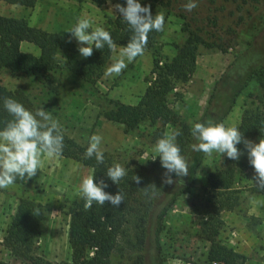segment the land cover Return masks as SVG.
<instances>
[{
  "label": "rangeland",
  "instance_id": "1",
  "mask_svg": "<svg viewBox=\"0 0 264 264\" xmlns=\"http://www.w3.org/2000/svg\"><path fill=\"white\" fill-rule=\"evenodd\" d=\"M188 2L142 0V4L150 6L153 15H164L165 28L144 55L137 57L119 76H108L105 72L123 46L113 50L96 84L85 81L69 69L70 60L80 64L87 58H82L78 51L67 50H61L58 55L60 65L54 75L60 79V85L55 91L36 77L12 75L7 70L2 71L0 80L9 88H22L40 108L58 119L64 133L79 144L87 145L90 136L97 134L102 137L101 150L111 155L114 163L148 166L157 156L154 151L156 140L174 136L176 127L167 124L161 128L160 123L152 125L147 120L138 128L127 130L123 123L108 120L103 113L113 108L115 101L138 103L155 77L152 72L154 58L162 61L172 58L177 46L186 41L192 30L209 42L217 41L227 50L201 44L193 77L185 83H177L170 93L171 106L182 120L191 122L203 114L215 82L235 56L253 41L264 37V0H196L197 7L190 13L184 10ZM0 15L24 18L33 26L65 35H69L66 31L78 18L90 19L93 28L102 26L106 29L110 19L118 17L106 2L98 4L92 0H38L34 7L0 0ZM22 49L40 54L39 48L27 41L22 43ZM261 97L264 98V90L257 79L250 80L225 119V125L238 127L245 109L263 105ZM242 151L244 154L238 161L218 153L206 154L195 185L178 198L166 217L161 237L165 264H209L210 241L204 236L203 223L210 220V212L220 194L208 186V177L220 168L235 171L232 196L237 198L230 201L231 207L220 210L221 226L217 238L242 253L246 257L243 264H264V193L256 190L252 181L254 170L248 162L247 151ZM88 176H93L92 167L59 155L44 158L37 175L25 184L14 183L0 189V260L6 264H33L11 253L4 244L21 197L34 199L44 207L36 253L51 261L70 260V206L80 197L78 186ZM151 224L150 231L153 230V222ZM130 226L127 235L119 237L120 247L128 248L131 238L136 241ZM139 251L145 264H158L151 233ZM128 258L127 254L123 257L124 264L129 263Z\"/></svg>",
  "mask_w": 264,
  "mask_h": 264
},
{
  "label": "trees",
  "instance_id": "2",
  "mask_svg": "<svg viewBox=\"0 0 264 264\" xmlns=\"http://www.w3.org/2000/svg\"><path fill=\"white\" fill-rule=\"evenodd\" d=\"M2 1L26 7H34L38 2V0ZM92 1L98 4L106 2V0ZM109 22L110 26L106 30L111 33L116 46L124 47L130 36L127 26L119 17L112 18ZM159 33L152 32L148 35L147 48L155 43ZM68 36L33 26L24 18L0 15V75L3 70H7L12 75L36 77L50 90H57L60 79L54 75V72L60 65L59 52L61 50L77 52V45L73 41L67 42ZM263 39L253 41L235 56L215 82L205 111L191 122L213 120L225 124V119L250 80L257 79L261 89L264 90ZM25 41L36 45L40 54L24 51L22 43ZM201 44L219 47L223 51L227 50L217 41L209 42L198 32L189 30L186 41L177 46V52L172 58L164 61L154 58L152 72L155 77L150 81L138 103L126 104L115 101L114 107L103 113L106 119L123 123L127 130L136 129L147 120L152 125L160 123L161 128L167 124L175 126L174 142L181 148V154L185 156L189 166V175L181 178L183 184L163 183L162 176L165 169L161 167L159 157L148 166L126 165L127 175L118 184H114L106 175L107 168L115 164L112 156L103 151L104 164H97L94 157L86 159L84 153L88 144H79L74 138L63 133L64 145L61 155L92 167L95 181L107 183L109 186L105 191L113 195L120 191L124 200L119 207L106 201L103 206L94 202L90 208L85 207L81 197L73 200L69 211L71 259L51 261L35 251L41 235L44 207L34 199L21 197L4 238V244L11 253L33 264H124L123 257L126 254L129 255L128 264H145L144 256L139 250L142 249L151 233L157 263L165 264L161 237L166 227V217L178 198L188 193L195 185L199 168L206 157L204 153L192 151L191 145L196 141L190 133L191 122L181 119L180 114L171 106L169 95L177 83H185L193 77ZM112 52L113 50L107 48L101 51L94 50L93 55L83 63L77 64L70 60L68 67L85 81L96 84ZM8 97L17 100L30 110L40 109L22 88H9L0 80V121L10 119L3 110V100ZM260 101L263 104L261 107L245 109L238 126L244 139L254 142L264 139V98L261 97ZM237 147L246 151L243 143ZM135 176L140 177L139 183L135 180ZM172 178L174 181L177 180L175 174H172ZM235 181L236 175L232 168H220L210 173L208 177V186L220 194L219 201L213 208L214 215L210 212V220L203 223L204 236L210 241L209 264H243L246 258L217 238L221 226L219 212L223 208L231 207L230 201L237 198L232 196ZM26 182L18 180L15 183L25 184ZM256 190L264 193V190L258 188ZM152 222L153 230L150 231ZM129 224L131 233L136 236V241L133 242L134 239L131 238L128 248L120 247L119 237L123 234L127 235ZM0 264H6V262L0 260Z\"/></svg>",
  "mask_w": 264,
  "mask_h": 264
},
{
  "label": "clouds",
  "instance_id": "3",
  "mask_svg": "<svg viewBox=\"0 0 264 264\" xmlns=\"http://www.w3.org/2000/svg\"><path fill=\"white\" fill-rule=\"evenodd\" d=\"M109 8L117 13L119 19L127 26L130 36L127 44L117 58L106 69L108 76H119L137 57L143 56L148 44V35L161 32L165 28L163 14H152L149 5L142 0H106ZM197 7L196 0H189L184 10L192 12ZM68 43L76 42L77 51L82 58H88L95 51L115 50L116 44L111 33L102 26L92 27L88 18H78L66 31ZM3 110L10 119L0 121V189L19 181H28L37 175L44 158H54L62 154L64 129L60 121L44 108L30 110L17 100L8 97L3 100ZM191 136L196 141L191 145L193 152L212 155L218 153L233 161H238L244 152L237 146L243 143L247 151L248 162L254 170L253 183L264 190V139L258 142L244 139L243 133L236 126H226L213 120L191 122ZM175 136H165L156 140L154 151L159 157L161 167L165 169L162 181L165 184H183V177L189 175L188 161L181 154V148L175 142ZM102 137L90 136L84 156L95 158L97 164H104L105 156L101 150ZM154 158L153 160H155ZM172 174L177 180L174 181ZM107 177L118 184L126 175L125 166L115 163L106 171ZM137 183L140 177L135 176ZM104 181L97 183L94 176L83 178L77 192L90 208L93 203L103 206L106 201L119 207L124 200L120 191L113 195L105 189Z\"/></svg>",
  "mask_w": 264,
  "mask_h": 264
}]
</instances>
